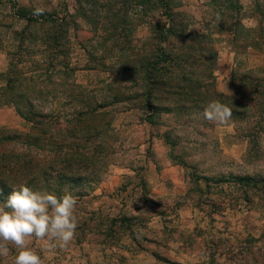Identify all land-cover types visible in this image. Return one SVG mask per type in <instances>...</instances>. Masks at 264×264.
I'll return each mask as SVG.
<instances>
[{
    "label": "rangeland",
    "instance_id": "374dc122",
    "mask_svg": "<svg viewBox=\"0 0 264 264\" xmlns=\"http://www.w3.org/2000/svg\"><path fill=\"white\" fill-rule=\"evenodd\" d=\"M220 28L261 41L264 0H0V140L32 132L18 110L53 115L109 104L102 111L115 152L94 191L77 199L68 247L29 241L44 264H262L255 253L264 203L225 183L209 194L195 180L264 178V119L221 125L203 117L232 91L234 76L264 68V52H236ZM163 52L172 61L159 60ZM55 187L52 180L33 190ZM226 197L236 202L221 203ZM191 236L195 245L185 247L182 237ZM220 241L226 249L213 246ZM9 247L0 264H14L19 250Z\"/></svg>",
    "mask_w": 264,
    "mask_h": 264
},
{
    "label": "trees",
    "instance_id": "16d2710c",
    "mask_svg": "<svg viewBox=\"0 0 264 264\" xmlns=\"http://www.w3.org/2000/svg\"><path fill=\"white\" fill-rule=\"evenodd\" d=\"M173 22L172 20V24ZM219 32L228 38L229 45L236 52L248 50L264 52V41H262L264 35L260 37V41L250 33H239L223 28H220ZM162 54L159 55V60L165 58L172 61L169 55L164 52ZM231 85L230 93H220L218 96L221 103L232 108V118L248 121L264 119V68L251 69L240 77L234 76ZM78 97H80L79 94L72 99L76 100ZM108 105L104 103L86 111L53 115L37 112L24 113L18 110V114L30 126L32 132L15 133L12 136L2 137L0 140V202H7L14 187L20 188L24 185L32 189L39 188L52 180L57 185L55 187L57 196L65 194L62 191L64 188L74 192L73 195L78 199L93 192L99 180L98 174L105 170L115 152L113 145L109 142L112 122L108 121L107 114L102 111ZM152 110L154 111L155 107ZM16 143L23 148L22 150L29 151L10 152L8 146ZM195 180L198 185L205 182L209 194L212 185L221 186L225 183L228 187H238L239 198H245L246 201L257 198L264 203V178L237 176L228 180L220 179L217 182L206 177ZM209 202L204 204L207 207L213 205L212 208L216 209L217 204ZM234 202L236 198L226 197L221 203L231 206ZM208 216L213 215L210 213ZM193 236L182 237L181 242L185 247L195 245ZM258 240L263 242L259 249L260 253H255V263L264 264V237L260 236ZM218 245L227 248L223 241L213 246ZM245 248L246 246H241L238 252L243 254ZM226 252L232 254L235 248L229 247ZM216 254L217 251L210 257L212 262ZM240 257L242 259L239 261H247L245 256L240 255ZM157 259L165 264H180L170 259Z\"/></svg>",
    "mask_w": 264,
    "mask_h": 264
},
{
    "label": "clouds",
    "instance_id": "9594fccd",
    "mask_svg": "<svg viewBox=\"0 0 264 264\" xmlns=\"http://www.w3.org/2000/svg\"><path fill=\"white\" fill-rule=\"evenodd\" d=\"M34 14H43V9L37 8ZM203 117L225 125L232 119L233 110L219 100H213L203 110ZM77 199L67 190L64 195L57 196L24 185L14 189L7 202L0 204V257L9 256V245H13L19 250L14 264H44L38 252L29 247L33 238L44 242L49 249H66L78 227Z\"/></svg>",
    "mask_w": 264,
    "mask_h": 264
},
{
    "label": "crops",
    "instance_id": "0c3cea01",
    "mask_svg": "<svg viewBox=\"0 0 264 264\" xmlns=\"http://www.w3.org/2000/svg\"><path fill=\"white\" fill-rule=\"evenodd\" d=\"M250 51H253V50H250ZM250 54V53H249ZM233 59V58H232ZM233 63H234V59H233ZM168 170H166V171H162L161 172V174H160V178L162 179V180H168L169 178H170V176L168 175ZM175 178V177H174ZM144 253H147V251H143ZM148 256H151V257H153V259L155 260L156 259V257H157V255L156 254H154V253H150V254H148Z\"/></svg>",
    "mask_w": 264,
    "mask_h": 264
}]
</instances>
